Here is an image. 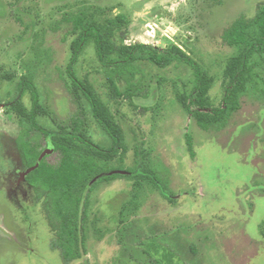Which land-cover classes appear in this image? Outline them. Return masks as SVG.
I'll return each instance as SVG.
<instances>
[{
  "label": "rangeland",
  "instance_id": "374dc122",
  "mask_svg": "<svg viewBox=\"0 0 264 264\" xmlns=\"http://www.w3.org/2000/svg\"><path fill=\"white\" fill-rule=\"evenodd\" d=\"M260 2L264 0H0V97L5 103L18 80L31 72L44 108L42 124L58 129L68 123L66 67L74 37L63 41L57 26L64 10L90 4L130 18L128 43L181 46L206 71L210 97L219 105L229 83L228 65L240 53L223 42L222 34L236 18L255 15ZM77 68L122 127L126 166L135 165L136 149L143 144L145 163L170 180L178 198L171 203L143 177L102 184L92 195L90 216L104 235L91 227L87 256L75 264H148L139 242L153 238L177 255L176 264H264L261 81L250 80L240 108L225 125L206 130L180 101L194 80L187 64L160 68L144 62L148 80L160 84L148 98L133 103L112 97L93 45ZM24 102L30 105L29 94ZM85 110L91 138L110 143L86 103ZM20 127V116L0 105V264H62L50 248L52 233L42 205L25 182L16 145ZM187 133L193 136L196 157L188 150ZM36 138L44 141L42 134ZM47 160L57 164L60 153L48 151Z\"/></svg>",
  "mask_w": 264,
  "mask_h": 264
},
{
  "label": "trees",
  "instance_id": "16d2710c",
  "mask_svg": "<svg viewBox=\"0 0 264 264\" xmlns=\"http://www.w3.org/2000/svg\"><path fill=\"white\" fill-rule=\"evenodd\" d=\"M130 24L127 15H112L90 4L62 12L57 26L61 37L63 41L74 37L66 67L69 81L65 87L71 109L65 126L54 129L40 121L44 108L31 72L18 80L15 91L5 103L0 97V105H7L20 116L21 130L16 145L25 182L32 188L35 200L42 205L52 233L50 248L59 253L62 264H75L87 256L91 227L99 236L104 235L97 220L91 221L90 216L92 195L102 184L118 178L137 180L143 177L171 203L178 198L170 188V180L145 163L143 144L136 149L135 165L126 166L128 144L122 127L89 80L78 72L77 65L87 47L94 46L112 97L129 99L131 103L135 99L148 98L160 84L148 80L144 62L160 68L181 63L189 65L194 80L192 87L180 95V101L187 113L206 130L221 128L227 123L240 108L241 97L252 78L259 79L264 86V2L258 4L255 15L236 18L222 34L223 42L238 47L240 53L228 65L229 83L219 105H215L210 97L211 80L206 71L191 55L179 45L161 47L145 42L128 43L126 33ZM27 94L31 99L29 106L24 102ZM85 103L110 138V143L95 142L89 135ZM38 133L43 135L44 141L36 138ZM186 137L188 150L196 157L193 136L187 133ZM50 150L60 153L57 164L47 160ZM114 161L117 165H112ZM139 244L145 245L141 254L149 258L148 264H176L177 255L157 239L141 240Z\"/></svg>",
  "mask_w": 264,
  "mask_h": 264
},
{
  "label": "water",
  "instance_id": "95a60500",
  "mask_svg": "<svg viewBox=\"0 0 264 264\" xmlns=\"http://www.w3.org/2000/svg\"><path fill=\"white\" fill-rule=\"evenodd\" d=\"M124 172V171H123Z\"/></svg>",
  "mask_w": 264,
  "mask_h": 264
}]
</instances>
